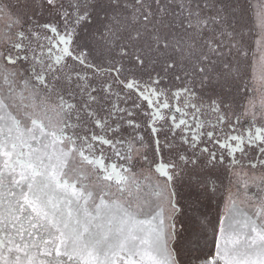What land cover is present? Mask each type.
<instances>
[{
	"label": "snow or ice",
	"instance_id": "6c2138e0",
	"mask_svg": "<svg viewBox=\"0 0 264 264\" xmlns=\"http://www.w3.org/2000/svg\"><path fill=\"white\" fill-rule=\"evenodd\" d=\"M155 2L160 16L141 3V27L113 54L103 21L77 29L119 0H0V264H264V196L230 195L215 222L199 210L249 151L264 167V115L233 108L246 76L264 87V4L246 65L231 32L235 58L223 39L199 44L208 19L191 4L169 17ZM217 3L220 22L240 23L246 0ZM37 9L64 24H43L51 35L34 47ZM177 70L211 91L175 87Z\"/></svg>",
	"mask_w": 264,
	"mask_h": 264
},
{
	"label": "rangeland",
	"instance_id": "374dc122",
	"mask_svg": "<svg viewBox=\"0 0 264 264\" xmlns=\"http://www.w3.org/2000/svg\"><path fill=\"white\" fill-rule=\"evenodd\" d=\"M149 2H152L153 5L151 6ZM149 2H146L147 3L146 7H148V10L152 12L156 18H158L160 16V12L157 8V4L155 0H149ZM159 2L162 5V6L160 5V8L163 7L167 9L169 17H171L173 13H176L178 15L181 12L180 5H185V15H186L188 10L187 5L191 4L193 6L192 9L193 11L198 12L202 18L208 19V24L205 28L202 29V34L200 36L198 35L196 36V40L199 42V44H203L206 41H216L223 39L225 46L221 48V51L225 54L226 58H235V49L231 47V45L235 43V41L230 38L221 36V31L226 30L228 32H231L232 35L235 36L236 40H240L244 49L248 51L249 56L248 58H245V64L247 65L254 61L255 50L257 47L256 40L258 39V35H257L258 28L256 25V11L258 10L261 4H264V0H246V3L244 5L245 11L243 17L242 19H240L239 24H237L235 20H233L232 28H227L226 25L220 22L219 16L217 15V9L220 8L221 5L217 3V0H159ZM123 10L124 9L121 10V8L117 10V12H119L117 18L114 19L113 21L110 20L111 21L110 25L113 27L112 28L113 54H118L120 46L124 43H127L126 40L127 34L131 32L133 29L139 28L142 25V21L136 19V17L134 18L137 23L132 22V18H130V21L132 23L131 22L127 23L126 20H129V17L126 16ZM102 12L103 11H101V13ZM213 19H215L216 22H213ZM93 20L94 22H99V26H100L101 21L98 20V18L92 19V21ZM148 27L151 28V25H148ZM232 29H235V32H232ZM95 55L99 57L100 53L97 52ZM213 59L215 60V57H213ZM176 74L181 76V80L179 81L173 80L171 83L174 86H183L185 83L191 82V86L197 90L198 95L201 94L200 93L201 89H207L209 92L212 89V85H209L207 81H205L204 84H201L199 77L185 78L183 76V73L180 72L179 70H177ZM244 83L247 85V87L246 89L242 88L241 91L245 92V95L237 98L239 101L238 105H240L241 102H242V106L244 107H250L254 105V110L256 114L264 115V87L261 86L258 79L253 80L251 78V75L245 77ZM213 84H215V81H213ZM235 107L236 104L234 105V110L237 113H239L241 111V108L239 109V107L237 108ZM245 173L246 170L244 171V175ZM260 177L261 179L264 178V172L260 171ZM241 189L239 190V192H241ZM248 189H250L249 190L250 192L252 190L251 187H247L245 189L243 201L241 200L242 202H248L256 198V196L251 195L250 198L246 199V191ZM180 195L183 196L185 199H187L188 189L187 188L181 189ZM258 196H264V183L262 182H260V190L258 191ZM232 197L234 199L240 198L236 196V193ZM226 203H227L226 200L224 201V203H222L221 197H217V196H212L211 199L204 198L202 204L199 205V210L205 213L210 220L215 222L218 217L215 218L214 213L221 214ZM213 208L217 209L216 212L214 211ZM191 214L192 213L189 210L188 215ZM180 227H181L180 223H177L178 230L180 229Z\"/></svg>",
	"mask_w": 264,
	"mask_h": 264
},
{
	"label": "flooded vegetation",
	"instance_id": "af4514ba",
	"mask_svg": "<svg viewBox=\"0 0 264 264\" xmlns=\"http://www.w3.org/2000/svg\"><path fill=\"white\" fill-rule=\"evenodd\" d=\"M11 2L13 4H16L17 0H11ZM21 2L26 3L27 0H24V1L21 0ZM69 2H71V0H64V3L66 6ZM95 2H96V0H88V3H90V4H94ZM146 2H149V0H119V4H120L119 9L120 8H121V10L124 9L123 12L126 14L127 17H129V20H126L127 23L131 22L130 18H132V22H136L134 17H137L139 15V11H143V9H140V4L143 3L146 6L147 5ZM149 4L151 6L153 5L152 2H149ZM159 5H161L160 2H159ZM107 13H108V17H110V19H105V15H106L105 12H102V13L99 12L98 13V20L103 21V23L104 24L106 23L107 25L109 23V26L112 29L113 27L110 25L111 24L110 20L113 21L114 19H116L119 12H117V11L113 12V11L109 10ZM29 18L31 19V21L33 23L29 24L28 27L31 28L32 31L37 33V38H33L30 36V39L32 40V45L34 47L38 43L44 42L43 37L51 35V33H49L47 30H45L42 27L43 24L53 23L58 28H62L63 24H64V21H63V18L61 15L47 11L45 9H37L34 14L32 12H29ZM4 23H5V21L3 19H0V29L3 28ZM130 25H132V24H130ZM97 27H99V22H94V20L93 21L90 20L88 25L82 26L81 28H78L77 31L82 36H87L89 33L95 32V29ZM105 32H107V28L105 29ZM201 34H202V30L198 34V36H200ZM88 59L94 64L100 62V60L98 59V56H96V55L95 56H89ZM69 63H71V62H69ZM175 87H180V86H175ZM175 87L173 88V90H175ZM241 105H242V102L240 105L236 104L235 108L239 107V109H240ZM233 108H234V105H233ZM256 115H257V119L259 120V117L261 115H259V114H256ZM241 119H242V123L245 126H247L248 120L250 119V117H242ZM145 143L147 146V144H148L147 136H145ZM145 150H147V147L145 148ZM257 156H258V153H254V152L249 151L248 157L241 159V164L239 166H237L236 168H234L230 172H225L222 176V181L217 183V187L219 190L217 192H215V194L213 196L221 197V201H222V203H224L225 200L228 201V198L230 195L233 196L236 193V196L240 197L239 199H237V202L240 203L243 201V196H244V192H245V188L243 187V185L245 183H247L248 187H251L252 190H251V192L249 191L250 189H248L246 191V199L250 198L251 195L258 197V191L260 190V182H262V180H264V178L261 179V177H260V171L264 172V167L260 166V164L257 162V159L255 158ZM238 159H240L239 156H238ZM250 161L252 164H256L255 168H252L249 166ZM245 170H246V173L244 175ZM233 172L239 173V176L237 177L236 175H233L232 174ZM250 182H251V184H250ZM243 188H244V190H243ZM240 189H241V192H239ZM229 193H231V194H229ZM216 210L217 209H214L215 212H216ZM214 215H215V218H217L219 214L214 213Z\"/></svg>",
	"mask_w": 264,
	"mask_h": 264
}]
</instances>
